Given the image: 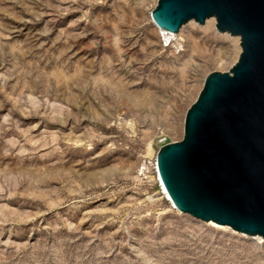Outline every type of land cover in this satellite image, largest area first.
Here are the masks:
<instances>
[{
    "label": "rangeland",
    "instance_id": "rangeland-1",
    "mask_svg": "<svg viewBox=\"0 0 264 264\" xmlns=\"http://www.w3.org/2000/svg\"><path fill=\"white\" fill-rule=\"evenodd\" d=\"M156 4L0 0V264H264V239L159 192L157 150L241 47L164 35Z\"/></svg>",
    "mask_w": 264,
    "mask_h": 264
},
{
    "label": "water",
    "instance_id": "water-1",
    "mask_svg": "<svg viewBox=\"0 0 264 264\" xmlns=\"http://www.w3.org/2000/svg\"><path fill=\"white\" fill-rule=\"evenodd\" d=\"M150 16L172 33L213 16L239 36L237 61L205 76L181 140L160 146L155 169L178 211L264 239V0H157Z\"/></svg>",
    "mask_w": 264,
    "mask_h": 264
},
{
    "label": "bare ground",
    "instance_id": "bare-ground-1",
    "mask_svg": "<svg viewBox=\"0 0 264 264\" xmlns=\"http://www.w3.org/2000/svg\"><path fill=\"white\" fill-rule=\"evenodd\" d=\"M193 20H188V22L190 23V22H192ZM214 22H215V18L212 16V17H208L207 19H205V21H204V23H203V25H204V30L205 31H209V30H211V28L213 27L214 28ZM161 30H162V32L164 33V35H169V36H174L175 35V33H172V32H169V31H167V30H165V29H162V28H160ZM216 29V28H215ZM203 30V31H204ZM217 30V29H216ZM204 31V32H205ZM218 31V30H217ZM219 34H218V36H217V38H219V39H222V40H229V39H231V40H233L234 42H236V43H238L239 42V36H233V35H230V34H228L227 32H218ZM154 172H155V180H156V182H157V184H159V180H158V177H157V173H156V169L154 168ZM161 188V189H160ZM159 188V192L163 195V197L170 203V206H172L173 208H175V206H173L172 204H171V201H170V198H169V196H167V193H166V191L162 188V186ZM206 223H208L209 225H212V226H214V227H217V228H221V229H231L230 227H228V226H226V225H220V224H217V223H215V222H212V221H207ZM232 231H234V232H236V233H238V234H240V235H242V236H246V235H248V234H245V233H242V232H238V231H235V230H233V229H231ZM250 237H254V238H258V239H263L262 237H260V236H258V235H249Z\"/></svg>",
    "mask_w": 264,
    "mask_h": 264
},
{
    "label": "built area",
    "instance_id": "built-area-1",
    "mask_svg": "<svg viewBox=\"0 0 264 264\" xmlns=\"http://www.w3.org/2000/svg\"><path fill=\"white\" fill-rule=\"evenodd\" d=\"M158 187L160 188L161 186H160V184H158ZM161 189V188H160Z\"/></svg>",
    "mask_w": 264,
    "mask_h": 264
}]
</instances>
